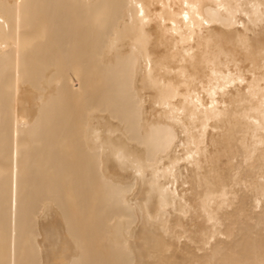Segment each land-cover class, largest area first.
Instances as JSON below:
<instances>
[{
    "label": "bare ground",
    "instance_id": "bare-ground-1",
    "mask_svg": "<svg viewBox=\"0 0 264 264\" xmlns=\"http://www.w3.org/2000/svg\"><path fill=\"white\" fill-rule=\"evenodd\" d=\"M0 264H264V0H0Z\"/></svg>",
    "mask_w": 264,
    "mask_h": 264
}]
</instances>
